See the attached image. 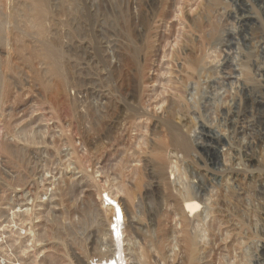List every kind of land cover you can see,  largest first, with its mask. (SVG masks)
I'll return each mask as SVG.
<instances>
[{
    "label": "rangeland",
    "instance_id": "374dc122",
    "mask_svg": "<svg viewBox=\"0 0 264 264\" xmlns=\"http://www.w3.org/2000/svg\"><path fill=\"white\" fill-rule=\"evenodd\" d=\"M108 197L126 264L247 257L264 0H0V264L106 261Z\"/></svg>",
    "mask_w": 264,
    "mask_h": 264
},
{
    "label": "built area",
    "instance_id": "2783aa9c",
    "mask_svg": "<svg viewBox=\"0 0 264 264\" xmlns=\"http://www.w3.org/2000/svg\"><path fill=\"white\" fill-rule=\"evenodd\" d=\"M104 200H107V198H104ZM260 218V220H257L259 224L254 228L255 235L249 241L243 240L239 232H237L236 226L234 225V228H236L235 242L238 243L239 240L238 244L241 247V249L238 251V254L241 255L244 253L247 256L246 258L244 257L243 260L237 257L234 261V264H264V213L260 214ZM117 219L120 220L119 224L117 223ZM123 224L124 223L122 222L120 212L117 211V218L113 217V223L110 226L115 241H122L125 239L123 235ZM117 226L119 229V238L117 236Z\"/></svg>",
    "mask_w": 264,
    "mask_h": 264
},
{
    "label": "bare ground",
    "instance_id": "6f19581e",
    "mask_svg": "<svg viewBox=\"0 0 264 264\" xmlns=\"http://www.w3.org/2000/svg\"><path fill=\"white\" fill-rule=\"evenodd\" d=\"M108 198H107V200H103V202H105L106 205L113 210L114 217L117 218V211L120 212V216L122 217V222L124 223V221L126 220V216L127 215H124V212H123L122 208L119 207V205L116 204V202L114 200H112L110 198L108 199ZM199 209H200V205L196 201H194V200H191V201L185 203V205H184V212L186 214H193L194 212L198 211ZM117 223L118 224L120 223V220L119 219H117ZM109 230L111 232L110 236L112 237L111 240L114 243V247H115L114 251L115 252L112 255V257H110L106 261L101 262L99 264H126L125 251H126V253L127 252H131L130 251V248H129L130 247L129 246V242L128 243H125V245H124V242H125L124 239L122 241H120V240H116L115 241L114 240V237H113V234H112L111 228H109ZM116 230H117V236L119 238V229H118V226H117V229Z\"/></svg>",
    "mask_w": 264,
    "mask_h": 264
}]
</instances>
